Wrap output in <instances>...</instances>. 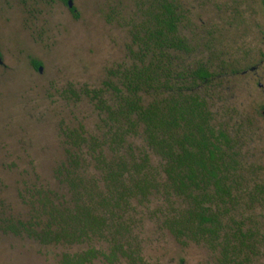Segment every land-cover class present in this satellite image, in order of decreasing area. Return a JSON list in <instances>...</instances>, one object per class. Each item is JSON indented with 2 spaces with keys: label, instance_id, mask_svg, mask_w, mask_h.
<instances>
[{
  "label": "trees",
  "instance_id": "obj_1",
  "mask_svg": "<svg viewBox=\"0 0 264 264\" xmlns=\"http://www.w3.org/2000/svg\"><path fill=\"white\" fill-rule=\"evenodd\" d=\"M123 12L124 60L82 91L95 134L62 130L54 175L68 197L29 192L22 231L42 245L85 248L61 264H150L139 237L149 219L216 264H251L262 237L249 213L264 208V178L211 109L239 62L196 38L183 0H132Z\"/></svg>",
  "mask_w": 264,
  "mask_h": 264
},
{
  "label": "rangeland",
  "instance_id": "obj_2",
  "mask_svg": "<svg viewBox=\"0 0 264 264\" xmlns=\"http://www.w3.org/2000/svg\"><path fill=\"white\" fill-rule=\"evenodd\" d=\"M71 1L68 8L61 0H0V264H61L85 249L42 245L20 227L29 220V192L66 195L54 175L62 130L95 134L97 115L82 91L100 86L129 43L120 20L132 0ZM183 1L196 38L222 46L247 70L225 79L211 109L264 178V66L248 72L264 54L261 0ZM249 217L262 237L251 264H264V208ZM139 237L150 264H216L205 247L179 246L153 220L143 219Z\"/></svg>",
  "mask_w": 264,
  "mask_h": 264
},
{
  "label": "flooded vegetation",
  "instance_id": "obj_3",
  "mask_svg": "<svg viewBox=\"0 0 264 264\" xmlns=\"http://www.w3.org/2000/svg\"><path fill=\"white\" fill-rule=\"evenodd\" d=\"M260 7H261V10H262V13L264 14V0H261L260 1ZM261 66H264V54H261L260 55V60L258 61V64L250 67L248 69V72L250 73H254L256 72L259 68H261ZM245 73H247V70L241 72V75H244ZM258 87L261 88L262 87V84H258ZM263 112H264V109L262 110L261 112V115H262V119L264 120V115H263Z\"/></svg>",
  "mask_w": 264,
  "mask_h": 264
},
{
  "label": "water",
  "instance_id": "obj_4",
  "mask_svg": "<svg viewBox=\"0 0 264 264\" xmlns=\"http://www.w3.org/2000/svg\"><path fill=\"white\" fill-rule=\"evenodd\" d=\"M67 6H68V8H71V7H72V1H71V0H69V1L67 2ZM0 63H1V60H0ZM38 69L41 70L40 67H39ZM263 115H264V112H263Z\"/></svg>",
  "mask_w": 264,
  "mask_h": 264
}]
</instances>
